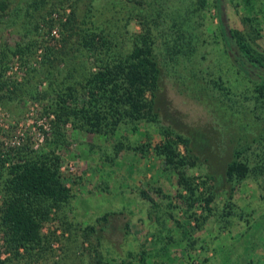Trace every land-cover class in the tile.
Listing matches in <instances>:
<instances>
[{"label": "rangeland", "instance_id": "rangeland-1", "mask_svg": "<svg viewBox=\"0 0 264 264\" xmlns=\"http://www.w3.org/2000/svg\"><path fill=\"white\" fill-rule=\"evenodd\" d=\"M5 1L0 11V157L8 158L7 169L15 162L9 160L14 149L52 151L70 196L51 207L41 223L40 249L14 258L3 250L0 236V260L264 264V89L237 70L224 51L215 1L205 0L192 13L187 6L194 0ZM251 3L218 0L226 26L264 55V0ZM157 10L174 13L181 22L188 10L191 28L186 26L194 37L186 61L173 62L177 42L169 39L168 28L151 26ZM87 13L91 23L85 22ZM253 16L257 24L250 21ZM71 18L73 31L90 24L102 30L109 53L117 57L145 33L140 23L150 24L157 69L156 89L147 94L153 121H139L135 130L131 123H120L103 133L71 117L54 139L53 88L60 81L71 85L80 104L79 83L98 70L97 50L89 55L75 42L81 33L65 30ZM65 102L71 105L72 97ZM164 130L189 140L172 145L168 164L156 153ZM140 146L143 151L133 150ZM241 160L254 171L228 178L227 165ZM1 200L0 192V205Z\"/></svg>", "mask_w": 264, "mask_h": 264}, {"label": "trees", "instance_id": "trees-1", "mask_svg": "<svg viewBox=\"0 0 264 264\" xmlns=\"http://www.w3.org/2000/svg\"><path fill=\"white\" fill-rule=\"evenodd\" d=\"M220 35L224 44V51L231 57L232 64L247 77L253 76L258 88L264 89V55L256 52L244 37L236 30L229 29L222 17L218 0H214ZM252 5L251 0H247ZM36 1L31 5L37 6ZM195 5V8H192ZM190 6V7H189ZM205 6V0L190 1L187 7L189 12L199 10ZM6 8V1L0 0V11ZM251 10L253 6H250ZM188 10L181 22L174 18V13L165 12L160 15L159 10L151 18V26L156 29L168 28L169 39L177 42L176 48L172 47L173 62L186 61L192 51L191 42L193 34L189 31L191 25L188 21ZM90 13L86 14V23H91ZM250 21L257 24L256 16L250 17ZM84 22V23H85ZM144 34L134 37L130 51L121 56L110 54L111 48L108 40L102 35V30L90 24L87 28L74 27V18L67 19L65 30L68 33L78 34L75 42L91 56L94 57L98 70L90 72L80 84L82 89V101L76 102L77 96L71 92V85L59 82L55 91L53 111L56 126L53 129L54 139L59 135L58 128L69 118L74 117L86 129H94L103 133H111L120 123H131V129L135 130L139 121H153L151 112V99H147L157 86V69L151 58V44L148 26L140 23ZM187 25V26H186ZM102 50L104 51L102 55ZM101 51V52H100ZM107 51V52H106ZM101 53V55H100ZM66 54V53H65ZM65 56V55H62ZM68 62H65V65ZM67 75L71 74L68 72ZM67 89L68 91L61 90ZM68 97H72L71 105L66 104ZM155 121V120H154ZM164 142L156 146V153L161 155L164 161L172 163L174 151L172 145L182 143L186 145L189 140L169 131H163ZM172 136V137H170ZM145 146V145H143ZM143 146L133 147L134 151H143ZM7 169H4V161L8 158L0 157V192L2 200L0 205V236L3 250L8 251L14 258L30 257L36 249H40L43 236L40 228L43 220L47 218L49 209L58 207L69 198V191L60 180L58 156L52 151H39L27 147L14 149ZM250 168L246 160L232 162L227 165L228 178L236 176L242 178ZM21 249V252H19ZM249 263V262H247ZM0 264H5L0 260Z\"/></svg>", "mask_w": 264, "mask_h": 264}]
</instances>
